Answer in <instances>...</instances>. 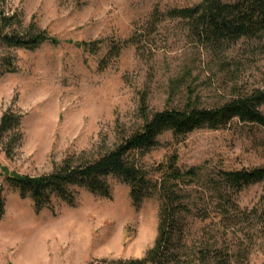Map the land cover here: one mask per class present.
<instances>
[{"label": "rangeland", "instance_id": "obj_1", "mask_svg": "<svg viewBox=\"0 0 264 264\" xmlns=\"http://www.w3.org/2000/svg\"><path fill=\"white\" fill-rule=\"evenodd\" d=\"M199 0H6L23 27L35 23L61 43L36 51L13 49L15 73L0 77V120L12 109L24 115L22 142L8 157L0 143V188L6 202L0 221V264H91L142 259L158 233L157 198L134 205L129 187L110 180L111 197L78 190L74 205L54 199L37 214L31 199H21L2 173L38 177L66 158L94 157L119 144L124 132L141 124L140 103L151 111L183 108L199 98L203 107L223 104L236 86L264 89V39L241 41L219 57L201 53L177 22L167 21L149 42L146 57L128 44L121 56L102 65L110 42H129L145 34L152 12L189 7ZM2 6L0 0V7ZM105 42L93 53L81 43ZM1 52H7L1 50ZM184 79L178 93L173 80ZM264 111V108H263ZM162 146L145 162L160 163L172 154L180 165L241 170L264 168V128L233 120L221 130L201 129ZM264 185L235 196L243 211L256 217L219 238L211 222L188 220L187 240L198 246L216 236L229 249L231 264H264ZM211 232V235H208ZM215 238V237H214Z\"/></svg>", "mask_w": 264, "mask_h": 264}, {"label": "trees", "instance_id": "obj_2", "mask_svg": "<svg viewBox=\"0 0 264 264\" xmlns=\"http://www.w3.org/2000/svg\"><path fill=\"white\" fill-rule=\"evenodd\" d=\"M1 3L0 51L7 52L0 53V77L17 71L16 58L10 50L36 51L44 45L61 43L33 22L23 27L21 15L6 12V0ZM167 21L177 22L200 53L208 50L219 57L241 41L264 39V0H199L193 6L165 12L156 8L149 16L144 35L134 36L125 43L110 42L102 65L119 58L128 44L135 46L142 58L146 57L151 38ZM105 42L81 43L79 47L96 53ZM183 82V78L173 80L172 92L178 93ZM189 92V100L183 108L171 107L157 112L150 110L147 97L143 96L140 126L129 135L124 132L120 143L112 149L105 148L94 157H68L52 173L38 177L11 173L2 168L6 182L21 199L32 200L37 214L51 208L54 199L74 205L78 190L110 198V180L127 185L136 206L157 198L158 233L146 255L142 259L91 264H231L229 249L219 246L216 236H212L213 243L190 244L187 240L188 220L211 222L219 238L235 232L258 214L257 209L243 211L235 196L245 188L264 185V168L229 171L207 165L186 167L180 165L177 154L151 165L145 158L162 146L161 138L167 134L179 139L201 129L217 131L235 119L264 128V89L242 91L235 86L229 100L210 108L203 107L198 97L192 100L194 92ZM23 118V114L12 109L1 117L0 143L8 157L22 142ZM5 207L0 188V221L5 216ZM261 220H264V209Z\"/></svg>", "mask_w": 264, "mask_h": 264}]
</instances>
